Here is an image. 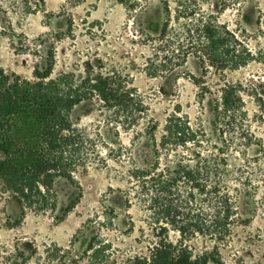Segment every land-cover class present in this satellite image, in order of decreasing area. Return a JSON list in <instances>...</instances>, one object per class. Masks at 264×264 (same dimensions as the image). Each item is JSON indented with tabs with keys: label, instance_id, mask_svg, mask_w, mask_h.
<instances>
[{
	"label": "rangeland",
	"instance_id": "rangeland-1",
	"mask_svg": "<svg viewBox=\"0 0 264 264\" xmlns=\"http://www.w3.org/2000/svg\"><path fill=\"white\" fill-rule=\"evenodd\" d=\"M165 1L163 35V0H0L5 72L32 79L34 64L43 69L52 50V76H83L89 62L95 71L125 77L147 107L131 128L109 123L106 110L73 112L95 150L83 152L87 163L73 174L81 196L65 215L77 193L65 178L53 184L55 209L25 208L23 216L0 184V264H142L160 236L179 240L175 224L157 209L149 175L136 172L156 162L155 148L156 170L166 173L196 160L197 152L202 158L196 180L203 191L195 188L188 201L182 179L171 196L179 216L209 222L223 203L231 210L229 233L219 241L198 231L186 238L192 254L219 259L206 264H264V0ZM208 21L225 31L223 68L202 63L196 31L186 33ZM238 56L248 61L236 67ZM225 83L238 88L242 104L215 116ZM170 116L197 130L199 147L159 145Z\"/></svg>",
	"mask_w": 264,
	"mask_h": 264
},
{
	"label": "trees",
	"instance_id": "trees-1",
	"mask_svg": "<svg viewBox=\"0 0 264 264\" xmlns=\"http://www.w3.org/2000/svg\"><path fill=\"white\" fill-rule=\"evenodd\" d=\"M37 1L43 3V0ZM31 3L26 2L27 10L33 7ZM163 9L165 17L167 16L161 29L164 35L169 15L165 0ZM221 28L216 22L208 21L193 30H186L188 35L196 31L199 60L216 68H223L225 65L220 55L225 43V31ZM247 61V56H238L234 65L238 67ZM53 66L54 55L49 50L43 69L38 63L34 64L32 79L0 68V184L20 205L22 216L25 208H56L53 184L58 178H65L77 189L63 215L78 202L81 190L73 174L77 168H83L87 163L83 152L95 150V144L85 137L72 117L78 107H83L85 113L94 108L109 111L106 120L109 123L114 120L112 124L119 122L126 128L133 127L147 110L140 94L120 74L95 71L86 62L83 76L75 77L72 72L64 71L52 76ZM217 95L213 108L215 116L223 115L229 110L238 111L241 107L239 90L233 84L225 83ZM164 131L159 145L165 150L172 145L186 147L189 142L191 146L199 147L202 143L197 130L191 128L180 116L168 117ZM154 154L156 162L150 168L137 169L136 172L149 175L156 192L157 209L164 215L166 222L175 224L180 239L173 242L167 235L160 236L151 243L148 257L143 258L142 264H206L209 260L218 262L219 259L211 252L193 255L186 238L196 231L208 235L214 241L225 237L231 225L228 203H223L222 212L217 211L207 222L206 219L192 220L179 216L182 208L171 199L175 186L182 179L189 183L188 201L195 188L198 192L203 191L204 188L196 180V175L203 171L199 152L196 160L189 157L176 163L174 168L177 169L169 173L165 169L156 170L159 168L156 163L160 156L157 148L154 149ZM160 199H163L162 202ZM213 248V252H216V246Z\"/></svg>",
	"mask_w": 264,
	"mask_h": 264
}]
</instances>
